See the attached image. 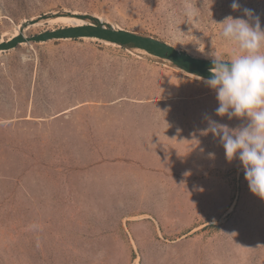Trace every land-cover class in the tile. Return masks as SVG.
<instances>
[{
  "label": "rangeland",
  "instance_id": "374dc122",
  "mask_svg": "<svg viewBox=\"0 0 264 264\" xmlns=\"http://www.w3.org/2000/svg\"><path fill=\"white\" fill-rule=\"evenodd\" d=\"M232 3L0 0V44L81 26L86 14L229 61L217 23L247 8L264 29V0ZM113 45L0 53V264H264V199L202 134L206 117L242 121L215 114L203 80Z\"/></svg>",
  "mask_w": 264,
  "mask_h": 264
},
{
  "label": "clouds",
  "instance_id": "9594fccd",
  "mask_svg": "<svg viewBox=\"0 0 264 264\" xmlns=\"http://www.w3.org/2000/svg\"><path fill=\"white\" fill-rule=\"evenodd\" d=\"M231 7L239 10L238 0ZM243 15L246 19L228 16L217 23L234 53L229 61L214 57L211 75L200 78L216 93L215 114L242 123L233 128L206 117L202 134L219 140L229 162L239 159L249 190L264 199V29L253 10L245 8ZM209 156L214 158L213 153Z\"/></svg>",
  "mask_w": 264,
  "mask_h": 264
},
{
  "label": "water",
  "instance_id": "95a60500",
  "mask_svg": "<svg viewBox=\"0 0 264 264\" xmlns=\"http://www.w3.org/2000/svg\"><path fill=\"white\" fill-rule=\"evenodd\" d=\"M71 14V13H70ZM69 13L48 14L37 18L41 24L48 23L57 17L71 16ZM78 19L90 21L91 24L81 27L47 30L29 37L27 44L47 43L57 40H98L111 43L113 46L124 48L141 57L153 60L159 64L169 66L194 78H208L213 60L195 57L156 37L120 28L108 22L100 21L96 16L79 14ZM27 26H25L26 28ZM23 39L16 38L0 44V52L10 51L23 43ZM143 51L144 55H141ZM202 80V79H201Z\"/></svg>",
  "mask_w": 264,
  "mask_h": 264
},
{
  "label": "bare ground",
  "instance_id": "6f19581e",
  "mask_svg": "<svg viewBox=\"0 0 264 264\" xmlns=\"http://www.w3.org/2000/svg\"><path fill=\"white\" fill-rule=\"evenodd\" d=\"M53 20V19H52ZM80 21H82L83 22V25H81V26H85V25H89V24H91V22L90 21H87V20H81V19H79ZM35 21H37V20H35ZM51 21V20H50ZM49 21V22H50ZM36 23V22H35ZM37 23H41V22H37ZM81 26H75V27H81ZM22 38L24 41H23V43H26V41H27V39L29 38L25 33H21V36H19V37H16V38ZM16 38H14V39H16ZM13 39V40H14ZM22 44V43H21ZM141 53V55H144L143 53V51H140ZM1 53V52H0Z\"/></svg>",
  "mask_w": 264,
  "mask_h": 264
}]
</instances>
